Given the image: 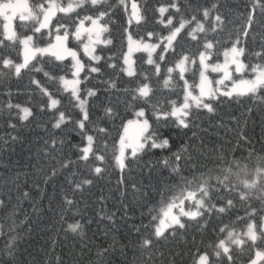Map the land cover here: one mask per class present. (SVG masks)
<instances>
[{
  "label": "snow or ice",
  "instance_id": "snow-or-ice-1",
  "mask_svg": "<svg viewBox=\"0 0 264 264\" xmlns=\"http://www.w3.org/2000/svg\"><path fill=\"white\" fill-rule=\"evenodd\" d=\"M117 6L127 13L128 0H118ZM257 7L264 15V2L255 0L235 36L229 38L227 47H223L221 36L226 22L217 3L199 4L192 0L182 3L181 0H172L170 4L155 9L158 16L154 22L166 32L147 28L143 35H134L141 31L142 24H147V9L142 12L136 0H132L131 13L127 15L123 26L126 51H123L122 45V63L117 65L113 62L115 57L108 56L107 67L113 70L114 75L107 80H98L99 83L107 84L104 91L125 94V108L132 112L129 118L122 116L111 102L100 105L97 111L102 112V116L92 113L93 106L99 103L100 89L89 87L88 81L93 78V74L97 77L103 75L99 65L104 56L98 54L97 47L106 48L113 44L111 35L105 36V33L110 32L109 25L114 23V7L108 0H67V3L63 0H0V18L3 20V31L0 32V75L12 74L20 79L22 74L38 72L53 84L49 88L29 75L30 83L36 87L43 100L40 111L47 109L52 112V128L79 137V142L72 145L77 153L76 159H61L60 171L82 163L90 174L69 171L68 177L81 175L83 178L74 182L66 177L72 187L73 198L69 199L67 194L63 197L65 208L60 215L62 227L69 212L83 216L76 194H82L86 186L91 187L94 183L93 177L99 178L106 171L105 152L109 148L106 141L111 137L116 120H120V129L111 144L112 158L121 173L119 183L123 184L125 169L130 168L132 161L140 159L145 149H171L170 140L158 136L160 127L167 126L168 121L188 129L199 110L215 114L217 107L225 100L260 96L264 91V62L251 65L254 78L233 80V71L242 73L249 67L242 57L254 28ZM17 20L21 22L23 34L17 29ZM28 21L30 25L24 23ZM133 21L137 25L135 30L132 29ZM192 47L195 48L194 52ZM136 52L145 53L146 57L134 59L133 54ZM221 54L222 63L218 62ZM214 55L217 60H213ZM254 55L264 61V46ZM45 64L54 65L59 73L46 70ZM144 64L151 66L150 70L144 68ZM189 72L191 76L186 78ZM209 73L222 75L213 79ZM121 75L129 78L123 87L118 84ZM226 81H232L233 86L229 88ZM177 88L181 101L177 103L169 99L170 108L162 109L158 94L164 89L171 92ZM8 95H11L10 91ZM7 108L18 109L23 114L20 119L25 122L33 115L30 108L21 107L20 104L9 102ZM8 126L16 128L11 120ZM130 130L133 131L132 135L129 134ZM11 139L15 141L17 137L12 136ZM240 139L249 142L243 134ZM64 143V137L53 135L46 141V155H51L57 144L63 147ZM172 157L171 163L168 158L161 161L165 168H171L174 177L160 189L158 206L148 209L147 223L132 226L139 234L138 247L149 253V261L158 244L175 238L181 230H187L192 222L197 224L202 235L209 231L215 234L203 251L197 250L193 264H238L239 256L249 250H254V258L249 256L247 264H264V154L257 155L251 167L244 162L245 159H252L251 152L246 158L234 157L231 160L224 154H218L207 171L192 165L197 170L191 175H185L179 163L192 159L187 145L173 151ZM56 174L57 170L53 169L49 179ZM132 187L137 190L135 185ZM213 191L235 194L237 199L244 202L254 198L259 201V207H252L248 203L246 216L236 218L245 221L243 228L238 231L235 221L223 222V216L236 206L232 196L218 197L223 201L218 206L211 203ZM23 195L25 198L29 196L28 192ZM6 206L5 199L0 197V209ZM33 211H36L35 206ZM15 214L16 210H13L12 215ZM213 214L221 223L209 228ZM114 216L115 213H112L107 217L112 224L116 222ZM131 218L125 207L122 219ZM27 220L26 216L23 222L27 223ZM12 224L14 228L15 220H12ZM83 228V224L74 221L67 223L65 231L84 237ZM0 235H3L2 225ZM15 244L14 238L6 244L9 264H14ZM84 246L87 247L86 244ZM107 251V248L98 251L97 256H103Z\"/></svg>",
  "mask_w": 264,
  "mask_h": 264
},
{
  "label": "trees",
  "instance_id": "trees-1",
  "mask_svg": "<svg viewBox=\"0 0 264 264\" xmlns=\"http://www.w3.org/2000/svg\"><path fill=\"white\" fill-rule=\"evenodd\" d=\"M63 2L67 3V0ZM131 2L132 0H128V10L125 13L117 6L118 0H108V3L114 7L112 16L114 23L109 25L110 32L105 33V36L111 35L113 44L106 48L97 47L98 54L104 56V60L99 65L103 69V75L97 77L93 74V78L88 81L89 87L100 89L99 103L92 108L94 116H102L103 113L97 111L100 105L111 102L122 116L132 117V112L125 108L124 101L127 99L125 94L104 91L107 84L98 82L114 75L113 70L107 67L108 56H114L113 62L117 65L122 63V45L123 51H126L123 26L127 15L131 13ZM171 2L172 0H136L142 12L145 8L147 9V24H142L141 31L134 35H143L147 28L166 32L154 22L155 17L158 16L155 9ZM181 2L187 3L189 0H181ZM192 2L219 5V12L226 22L225 31L221 36L224 41L222 46L227 47L229 38L235 36L255 0H192ZM20 23L17 20V29L23 34ZM24 23L31 24L30 21ZM2 24L3 20L0 18V32L3 31ZM136 27L133 21L132 29L135 30ZM262 46H264V15H261L257 7L254 28L245 46V55L242 57L243 62L249 67L241 75L235 76V80L254 78L255 74L251 71V65L264 62L254 55L261 50ZM191 50L194 52L195 48L192 47ZM137 57H146V54L137 53L134 58ZM213 60H217L215 55ZM218 62H223L222 54ZM44 66L48 71L59 73V69L54 65L45 64ZM137 67H140L139 60ZM143 67L150 70L151 66L144 64ZM29 75L40 80L42 84H47L49 88L53 87V84L38 72L22 74L20 79L12 74L0 75V197H3L7 204L5 208L0 209V225L3 226V235H0V264H9L7 255L9 249L6 248V244L13 238L16 240L13 249L14 264H136L137 261L140 264H173V262L174 264H193L197 250L203 251L209 239L214 238L215 234L211 231L202 235L197 224L190 222L187 230H181L175 238L158 244L151 253V261H149V253L138 247L139 234L133 230L132 226L148 222V209L158 206L160 189L174 177L171 168H165L161 161L168 158L171 163L173 151L182 146H188L192 157L190 161H179L185 175H191L197 170L192 168V165H196L201 171H207L218 154H224L231 160L234 157L246 158L251 152L252 159L244 161L250 167L257 155L264 154V99H262L264 91L255 98L241 97L239 100H225L217 107L215 114L199 110L188 129L175 126L171 120L168 121L167 126L160 127L158 136L168 138L171 149H145L141 158L132 161L130 168L125 169L123 184L119 183L121 173L112 158L111 144L117 136V130L120 129V120H116L111 137L106 141L109 145L105 152L106 171L99 178L93 177L94 183L91 187L86 186L82 194H76L75 198L83 211V216L69 212L66 223L62 227L60 215L65 208L63 197L67 194L69 199L73 198L72 187L66 179L69 171L90 174L82 163L60 171L61 159L65 157L76 159L77 153L72 145L79 142V137L74 133H64L52 128V112L47 109L40 111L39 106L43 100L36 87L30 83ZM161 75H164L163 69ZM189 76L191 73H186V78ZM128 79L121 75L119 86H125ZM153 83L155 84V79ZM9 91L11 95H8ZM158 97L162 109L170 108L169 99L176 100L177 103L182 99L178 88L171 92L164 89ZM9 102L30 108L32 117L26 122L22 121L20 116L23 114L18 109L7 108ZM9 120L16 125V128L8 126ZM241 134L247 138L248 143L240 139ZM53 135L64 137L65 143L63 147L57 144L56 150L51 155H46V141ZM12 136H16L17 139L13 141ZM53 169L57 170V174L49 179ZM82 178L81 175L68 177L74 182ZM132 185H135L137 190H134ZM24 192H28L27 198L24 197ZM227 195L232 196L236 206L223 216V222L235 221L239 231L243 228L245 221L236 218L246 216L248 203L258 208L259 201L253 198L249 202H244L237 199L235 194L213 191L211 203L219 206L223 201L218 197ZM125 207L131 219H122ZM13 210H16L14 216ZM112 213H115V224L107 219ZM26 216L28 220L24 223ZM102 216L103 219H101ZM258 217L259 213L256 218ZM12 220L16 222L14 228ZM89 220L91 223H88ZM74 221L84 225L83 231L86 234L84 237L78 233L65 231L67 223ZM220 223L216 214H213L209 221V228L218 226ZM202 239L203 244H201ZM85 244L87 247L84 246ZM105 248L108 251L103 256H97V252ZM249 256L254 258V250L240 255L238 264H247Z\"/></svg>",
  "mask_w": 264,
  "mask_h": 264
},
{
  "label": "rangeland",
  "instance_id": "rangeland-1",
  "mask_svg": "<svg viewBox=\"0 0 264 264\" xmlns=\"http://www.w3.org/2000/svg\"><path fill=\"white\" fill-rule=\"evenodd\" d=\"M137 53H142V52H136V53H134V54H133V58L135 57V54H137ZM134 59H135V58H134ZM233 68H234V66H233ZM242 73H243V72H242ZM242 73H236V72L233 71V80H235V79H234L235 76L241 75ZM221 75H222V74H220V73H209L210 78H213V79H218V78H220ZM236 81H238V80H236ZM225 83H226V85H227L229 88H231V87L233 86L232 81H226ZM214 87H217V86L214 84ZM129 134L132 135V134H133V131L130 130V133H129ZM128 151L130 152L131 149H129Z\"/></svg>",
  "mask_w": 264,
  "mask_h": 264
}]
</instances>
